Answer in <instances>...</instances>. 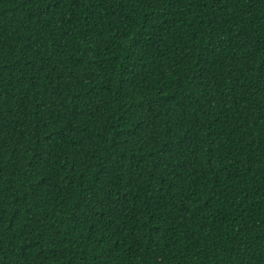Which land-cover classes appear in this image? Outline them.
Wrapping results in <instances>:
<instances>
[{
	"label": "trees",
	"instance_id": "16d2710c",
	"mask_svg": "<svg viewBox=\"0 0 264 264\" xmlns=\"http://www.w3.org/2000/svg\"><path fill=\"white\" fill-rule=\"evenodd\" d=\"M0 264H264V0H0Z\"/></svg>",
	"mask_w": 264,
	"mask_h": 264
}]
</instances>
